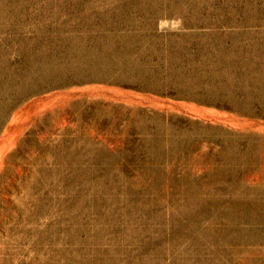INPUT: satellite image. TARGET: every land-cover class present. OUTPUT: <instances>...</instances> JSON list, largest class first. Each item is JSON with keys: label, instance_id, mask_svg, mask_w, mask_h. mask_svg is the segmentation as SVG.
I'll list each match as a JSON object with an SVG mask.
<instances>
[{"label": "rangeland", "instance_id": "rangeland-1", "mask_svg": "<svg viewBox=\"0 0 264 264\" xmlns=\"http://www.w3.org/2000/svg\"><path fill=\"white\" fill-rule=\"evenodd\" d=\"M0 264H264V0H0Z\"/></svg>", "mask_w": 264, "mask_h": 264}]
</instances>
